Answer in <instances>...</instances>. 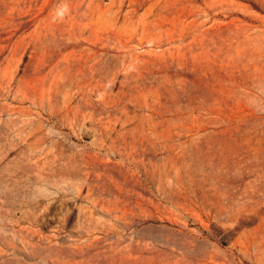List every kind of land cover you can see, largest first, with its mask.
<instances>
[{
  "label": "rangeland",
  "instance_id": "rangeland-1",
  "mask_svg": "<svg viewBox=\"0 0 264 264\" xmlns=\"http://www.w3.org/2000/svg\"><path fill=\"white\" fill-rule=\"evenodd\" d=\"M0 264H264V0H0Z\"/></svg>",
  "mask_w": 264,
  "mask_h": 264
}]
</instances>
